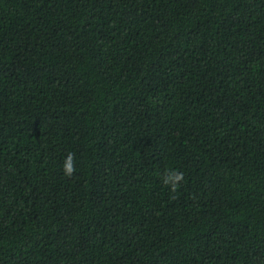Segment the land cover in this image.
Here are the masks:
<instances>
[{
    "label": "trees",
    "instance_id": "16d2710c",
    "mask_svg": "<svg viewBox=\"0 0 264 264\" xmlns=\"http://www.w3.org/2000/svg\"><path fill=\"white\" fill-rule=\"evenodd\" d=\"M0 264H264V0H0Z\"/></svg>",
    "mask_w": 264,
    "mask_h": 264
},
{
    "label": "clouds",
    "instance_id": "9594fccd",
    "mask_svg": "<svg viewBox=\"0 0 264 264\" xmlns=\"http://www.w3.org/2000/svg\"><path fill=\"white\" fill-rule=\"evenodd\" d=\"M65 176L71 178L76 172V156L68 153L63 163ZM162 183L170 189L172 193H177L185 182V174L177 169H167L161 176ZM173 199L176 197L173 196Z\"/></svg>",
    "mask_w": 264,
    "mask_h": 264
}]
</instances>
